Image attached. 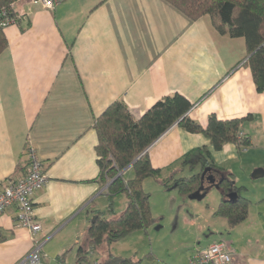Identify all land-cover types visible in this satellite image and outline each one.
<instances>
[{
    "label": "crops",
    "instance_id": "obj_1",
    "mask_svg": "<svg viewBox=\"0 0 264 264\" xmlns=\"http://www.w3.org/2000/svg\"><path fill=\"white\" fill-rule=\"evenodd\" d=\"M14 11L19 20L4 29L8 48L0 55V192L23 176L33 148L48 177L33 196L43 227L36 237L43 244L40 264H77L81 247L92 263L105 261L108 249L105 257L104 247L92 253L87 240L92 213L104 210L106 197L96 182L95 121L120 101L140 119L174 94L193 105L188 117L203 127L213 115L248 119L241 134L250 146L215 151L202 134L174 125L148 149L152 166L162 179L189 177L184 156L207 147L250 204L247 219L229 229L216 215L220 195L216 203L213 196L203 223L191 217L195 230L186 251L157 259L191 264L200 251L227 243L233 264H264V179L252 178L264 169V92L246 64L245 40L221 35L209 16L190 21L164 0H64L52 11L22 0ZM122 175L134 176L131 168ZM153 180L143 183L146 192ZM0 231L6 238L0 264H17L36 245L18 227L16 207L0 215Z\"/></svg>",
    "mask_w": 264,
    "mask_h": 264
},
{
    "label": "trees",
    "instance_id": "obj_2",
    "mask_svg": "<svg viewBox=\"0 0 264 264\" xmlns=\"http://www.w3.org/2000/svg\"><path fill=\"white\" fill-rule=\"evenodd\" d=\"M22 0H0V23L6 10L10 17L19 20L12 5ZM190 21L209 16L213 27L230 38H243L246 47V64L250 68L258 93L264 92V0H164ZM8 48L4 29L0 26V55ZM193 105L183 96L174 94L158 101L142 118L135 119L123 101L112 104L95 121L98 136L96 153L99 176L96 180L106 188L109 201L107 214L95 211L87 230V240L92 253L107 248L104 262H91L89 252L79 249L77 264H142L141 260L119 258L110 248L137 231H147L154 224L151 213V195L143 188L147 179L157 180L168 190H177L183 198H189L202 187V176L222 179L219 187L221 202L217 216L228 221L229 229L244 222L248 216L249 200L243 196L244 187H238L231 175L215 166L207 147L187 153L181 166L191 172L189 177L162 179L160 170L152 166L148 149L174 125L192 134H202L215 151L234 144L239 151L250 146L241 128L248 119L221 121L216 116L208 119L203 127L188 117ZM131 168L133 178L121 173ZM205 184V192L214 189ZM125 195L124 212L115 216L113 199ZM6 238L0 231V243Z\"/></svg>",
    "mask_w": 264,
    "mask_h": 264
},
{
    "label": "rangeland",
    "instance_id": "obj_3",
    "mask_svg": "<svg viewBox=\"0 0 264 264\" xmlns=\"http://www.w3.org/2000/svg\"><path fill=\"white\" fill-rule=\"evenodd\" d=\"M185 174V176H190L191 172L187 170ZM151 183V187L147 186V193L151 195V213L154 224L147 231H137L115 243L111 252L116 257L141 260L142 264H165L157 258L169 260L172 256L176 259L180 253L186 251L195 230L190 224L191 217L201 216L197 222L203 223L204 213L219 200L220 192L214 188L202 201H192L180 196L177 190L168 191L163 187L156 188L158 186L155 180ZM213 196L216 198L215 203ZM121 199H123L122 202ZM125 199L124 195H118L113 199V215L121 214L125 210ZM108 206V198L104 197L102 212L110 217L107 214ZM105 251L106 248H104V257Z\"/></svg>",
    "mask_w": 264,
    "mask_h": 264
},
{
    "label": "built area",
    "instance_id": "obj_4",
    "mask_svg": "<svg viewBox=\"0 0 264 264\" xmlns=\"http://www.w3.org/2000/svg\"><path fill=\"white\" fill-rule=\"evenodd\" d=\"M64 0H28L33 6H40L46 10H55ZM15 4L11 9L14 10ZM1 15L0 26L5 29L17 23L16 18L10 17L6 10ZM242 135V134H241ZM122 174V173H121ZM48 177L36 151L28 150V162L22 177H12L0 192V215L8 209L16 207L17 225L30 231L34 244L32 251L17 264H40L42 261L43 244H37L36 237L42 232V224L36 218L33 196L37 191L46 187ZM191 264H233V250L227 243H216L200 251Z\"/></svg>",
    "mask_w": 264,
    "mask_h": 264
},
{
    "label": "water",
    "instance_id": "obj_5",
    "mask_svg": "<svg viewBox=\"0 0 264 264\" xmlns=\"http://www.w3.org/2000/svg\"><path fill=\"white\" fill-rule=\"evenodd\" d=\"M206 172H204L203 176H202V187L200 188V190H198L196 193L192 194L189 199L192 201H202L204 198H206L207 196V192H205V184H209V185H214V187L216 189H219L220 184L222 182V179L220 181H217V179L214 176H210L205 178L206 176ZM264 177V169H256L253 174H252V178L255 180H258L260 178Z\"/></svg>",
    "mask_w": 264,
    "mask_h": 264
},
{
    "label": "flooded vegetation",
    "instance_id": "obj_6",
    "mask_svg": "<svg viewBox=\"0 0 264 264\" xmlns=\"http://www.w3.org/2000/svg\"><path fill=\"white\" fill-rule=\"evenodd\" d=\"M210 176H211V175H207V174H206L205 178L210 177Z\"/></svg>",
    "mask_w": 264,
    "mask_h": 264
},
{
    "label": "clouds",
    "instance_id": "obj_7",
    "mask_svg": "<svg viewBox=\"0 0 264 264\" xmlns=\"http://www.w3.org/2000/svg\"><path fill=\"white\" fill-rule=\"evenodd\" d=\"M229 158H233V157H229Z\"/></svg>",
    "mask_w": 264,
    "mask_h": 264
}]
</instances>
